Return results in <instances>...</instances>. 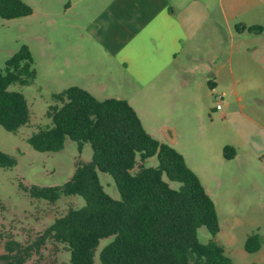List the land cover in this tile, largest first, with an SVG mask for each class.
Returning <instances> with one entry per match:
<instances>
[{"label": "trees", "instance_id": "1", "mask_svg": "<svg viewBox=\"0 0 264 264\" xmlns=\"http://www.w3.org/2000/svg\"><path fill=\"white\" fill-rule=\"evenodd\" d=\"M30 12L24 0H0V18ZM33 62L28 45L22 43L0 69V125L8 131L16 132L29 121L24 93L9 85L32 82ZM45 115L49 123L27 138L34 149H61L68 135L78 147L89 142L92 155L89 160L76 159L72 175L61 184L21 183L34 198L55 202L61 195L79 194L85 201L56 215L32 244L38 246L50 238L67 248L68 264H93L99 240L112 235L99 251L101 264H237L215 238L220 229L215 203L197 174L181 152L147 132L125 98L99 99L79 85H70L52 93ZM234 153L232 146L223 147L225 157ZM152 155L157 165L145 166L143 161ZM15 163L14 155L0 149V167ZM97 170L113 177L119 198L104 189ZM164 174L179 185L171 186ZM201 225L210 234L205 242L196 236ZM3 237L0 264H23L31 247L21 245L0 225ZM260 246L258 231L247 234L246 251Z\"/></svg>", "mask_w": 264, "mask_h": 264}, {"label": "rangeland", "instance_id": "2", "mask_svg": "<svg viewBox=\"0 0 264 264\" xmlns=\"http://www.w3.org/2000/svg\"><path fill=\"white\" fill-rule=\"evenodd\" d=\"M24 1L31 7L29 14L0 18V69L4 67L6 58L22 43L28 45L36 69V76L29 84L15 82L9 85L10 89L24 93L30 108V118L28 123L16 132L8 131L0 125V149L16 158L13 166L0 167V225L6 234L9 233L21 245L31 247L27 249L28 255L23 264H68L69 253L64 244L54 242L50 238H46L38 246L32 243L44 228L52 223L56 215L71 205H83L85 202L83 196L61 195L55 202H49L43 198L31 197L21 183L61 184L72 175L76 159L91 158L92 148L89 142H84L78 147L77 142L67 135L61 149L41 151L34 149L27 138L38 126L49 123L45 111L47 105L52 102L53 92L80 84L89 88L99 99L116 92V88L106 80L107 64L97 55V45L88 33V27L104 0H78L70 7H66L69 0ZM258 25L262 27L261 30L256 28ZM237 26L242 36H247L249 30L259 35L260 47H264L261 43L264 37V14L261 15L259 23L252 25L255 28ZM81 31L86 33L82 40L79 37ZM233 32L236 33V29H233ZM231 43L222 42V49L226 47V51L230 50ZM75 51L88 55L90 61L79 67L74 63L72 65L73 59L69 56ZM245 69L243 78L252 79H248L244 85L238 84L237 92L242 97L245 108H248L253 101L252 95L264 94V88L258 84L261 83L262 74L248 70V66ZM200 76V73L196 74V81ZM209 82L210 80H206L202 87L199 84L194 86L186 106H179L176 109L171 105L161 108L149 107L153 111L160 109L161 115L172 116L179 125L182 124L183 131H189L181 140L182 145L199 151L215 149L214 140L205 137V131L212 128L210 132L223 137L229 131V124L221 120L220 111L212 108L221 89H212ZM210 91L212 94L208 95ZM254 106L264 111V102ZM221 140L217 138V144ZM143 164L157 165L156 155L147 157ZM97 173L104 189L113 198H119L120 194L113 177L105 171L97 170ZM236 173L235 176L243 183L238 187L241 191L238 201H225L223 197L215 195L220 224V230L215 238L224 244L227 254L237 264H264V186L256 182L261 180L264 183V159L258 162L253 158L244 164L243 173L240 174V171ZM164 178L173 187L179 185L177 181L169 180L165 174ZM207 190L210 191L209 185ZM252 231L259 232L262 245L258 250L249 252L244 249L243 242ZM229 232H233L232 238ZM196 236L199 241L205 242L210 234L207 228L201 225L196 230ZM111 238L112 235H109L99 240L93 264H101L99 251ZM4 242L3 237L0 239V254L5 252Z\"/></svg>", "mask_w": 264, "mask_h": 264}, {"label": "crops", "instance_id": "3", "mask_svg": "<svg viewBox=\"0 0 264 264\" xmlns=\"http://www.w3.org/2000/svg\"><path fill=\"white\" fill-rule=\"evenodd\" d=\"M75 1L69 0L66 7ZM261 6L264 0H104L88 27L97 55L107 64L106 80L116 88L109 97L125 98L148 133L183 154L214 203L215 195L237 202L241 197L238 187L243 183L236 171L243 173L244 164L253 158L258 162L264 159V111L254 106L264 102V94L252 95L253 101L245 108L237 92L238 84L252 79L242 76L246 66L262 74L258 84L264 88L260 36L249 29V34L242 36L237 26L259 23L264 14ZM85 34L79 33L81 40ZM226 41L232 42L227 51L221 44ZM261 41L264 45V37ZM69 57L77 67L90 61L88 55L77 51ZM197 73L201 75L198 81ZM206 80L212 89H221V99L218 94L212 108L220 111L229 131L224 137L210 132L212 128L205 131L204 136L214 140L215 149L199 151L182 145L189 133L183 131L182 124L149 107L186 106L190 91L196 84L202 87ZM81 87L95 96L89 88ZM217 138L222 139L218 144ZM225 145L235 149L232 157L223 155ZM256 182L264 186L261 180Z\"/></svg>", "mask_w": 264, "mask_h": 264}, {"label": "built area", "instance_id": "4", "mask_svg": "<svg viewBox=\"0 0 264 264\" xmlns=\"http://www.w3.org/2000/svg\"><path fill=\"white\" fill-rule=\"evenodd\" d=\"M221 96H222V95L219 94V95H218V98L221 99ZM220 105H221V104H220V101H219L218 103H216V106H217V107H220Z\"/></svg>", "mask_w": 264, "mask_h": 264}]
</instances>
